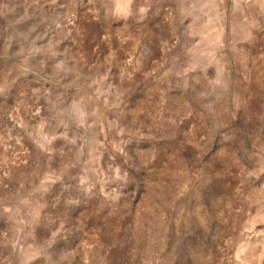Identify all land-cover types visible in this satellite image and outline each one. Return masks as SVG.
<instances>
[{"label":"rangeland","instance_id":"rangeland-1","mask_svg":"<svg viewBox=\"0 0 264 264\" xmlns=\"http://www.w3.org/2000/svg\"><path fill=\"white\" fill-rule=\"evenodd\" d=\"M0 264H264V0H0Z\"/></svg>","mask_w":264,"mask_h":264},{"label":"bare ground","instance_id":"bare-ground-1","mask_svg":"<svg viewBox=\"0 0 264 264\" xmlns=\"http://www.w3.org/2000/svg\"><path fill=\"white\" fill-rule=\"evenodd\" d=\"M126 3V2H125ZM236 7H238L239 9H242L243 7L240 5H236ZM222 30V29H221ZM219 31V30H218Z\"/></svg>","mask_w":264,"mask_h":264}]
</instances>
